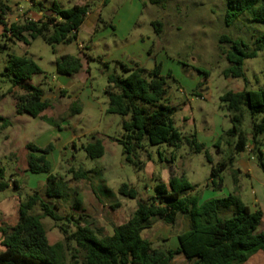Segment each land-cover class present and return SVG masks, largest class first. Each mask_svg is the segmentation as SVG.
Returning a JSON list of instances; mask_svg holds the SVG:
<instances>
[{
	"label": "rangeland",
	"instance_id": "obj_1",
	"mask_svg": "<svg viewBox=\"0 0 264 264\" xmlns=\"http://www.w3.org/2000/svg\"><path fill=\"white\" fill-rule=\"evenodd\" d=\"M6 1L10 7L8 14L11 17L15 12L19 15L18 10L21 7L24 12L38 14L41 11L46 12L54 4L63 9L90 4L92 10H100L102 22L98 24L95 34L89 32L86 25L81 28L79 34V42L85 44L86 52L92 58L89 62L88 89L92 95L90 99L99 105L97 109L87 108L80 114L68 113L67 116L55 117L56 126L39 117L18 114L15 97L24 92L20 88H13L12 82L0 75V183L6 182L10 185L9 189L0 190V202L3 203L0 205V225L11 226L17 221L19 202L24 201L35 191L43 193L45 190L43 182L50 173L68 182L70 189L63 193L62 198L56 199L59 206L57 212L65 220L59 223L51 219L43 221L51 243L64 239L60 229L64 224L70 232L75 231L77 220L81 225H88L102 235L109 234L116 218L124 213L134 212L140 200H146L154 195L157 184L168 181L171 169L172 173L178 170L180 174H185L194 187L190 194L198 197L200 203L237 193L252 211L261 210L264 204V171L257 160L247 155L249 152L236 157L234 169L242 171L238 175L237 184L240 186L238 190L231 168L222 174V182L216 180L219 188L215 189L212 184L213 167H217L230 155V150L225 144L219 148L214 146L209 148L210 158H207L205 153H195L186 143L179 148L166 144L149 145L142 153L141 161L145 166L151 162L152 166L148 168L144 166L139 170L127 163L123 147L115 141L120 140L123 135V117L106 113L108 99L105 89L108 84V73L103 62L109 64V73L123 76V70L117 62L127 60L130 54L127 48L140 45L137 43L140 37L150 38L155 44V64L156 57L159 56L161 60H165V74L170 72L172 75L167 81L169 94L184 102L185 95L179 93V90L183 89L190 100L187 102L188 108L180 109L173 114L176 129L184 136L198 132L211 137L217 129H223L225 132L232 126L230 113L220 100L224 93L264 90V49L256 58L245 61L244 77H225L224 72L231 65L223 55L229 46L221 44V38L227 36L240 39L252 50L258 34L264 32V24L251 22L247 17H242L234 26H226L227 0H158L155 5L146 0L139 20L134 22L133 32L124 41L122 38L126 33L128 19L132 15L131 0H2L4 4ZM10 21L16 22L13 17ZM153 22L163 24L161 33L157 32ZM27 39L29 43L10 41L7 49L0 48V73L4 72L10 56H28L42 70V73L34 76L30 83L48 92L49 95L50 90L57 91L61 86V75L57 72L55 64L56 58L65 53L78 55L80 52L78 41L53 48L41 37L35 40L29 37ZM6 41L4 31L1 30L0 47ZM206 73L209 74L208 79L205 78ZM196 80H200V83L195 84ZM68 93L71 98L76 95L72 88L68 89ZM50 101L55 100L51 98ZM140 105L145 106L142 102ZM174 108L178 110L177 107ZM183 118L188 120L184 127L181 125ZM244 130L251 133L249 114L244 121ZM8 132L14 136V144L9 143L10 146L4 138ZM41 134L44 137L39 139ZM97 134L108 135V138L103 140L105 155L100 159H90L80 145L92 142ZM72 137L79 146L77 150L72 142L65 145ZM28 142L31 147L37 149V152L28 148L29 145L24 149ZM43 144L47 145L43 147ZM49 146L52 149L43 153ZM251 148L252 144L248 151ZM30 154L37 158L45 155L51 165L50 172L29 171ZM242 157L246 161V166L241 163ZM26 166L28 173L22 174ZM72 167L76 171L83 168L87 172L88 180L85 182L73 180V173L69 171ZM245 170L249 171L250 176L245 174ZM14 180L18 181V187L14 186ZM90 183L93 184L92 190L102 203L119 201L122 202L121 207L112 208L110 203L111 207L102 209L101 203L95 199H90V206L87 205V194H91ZM123 184L133 186L138 191V198L133 200L122 196L119 189ZM12 196L14 197L11 198ZM7 202L10 209L4 211L3 206ZM77 202L79 204L85 202L88 212H82L78 206L76 207ZM34 212L41 210L36 207ZM221 215L229 218L231 213L227 210L221 212ZM69 218L71 221L66 220ZM150 222H153L151 226L154 229L150 232H148L150 228L145 230L142 236L153 239L154 248L166 249L173 248L174 238L178 232L184 230L187 218L180 215L177 223L172 226L158 219H152ZM0 249H4L1 243ZM172 264L188 263L182 258H177Z\"/></svg>",
	"mask_w": 264,
	"mask_h": 264
},
{
	"label": "trees",
	"instance_id": "obj_2",
	"mask_svg": "<svg viewBox=\"0 0 264 264\" xmlns=\"http://www.w3.org/2000/svg\"><path fill=\"white\" fill-rule=\"evenodd\" d=\"M140 1L146 5V0ZM150 2L155 5L158 0ZM227 3L226 26H234L242 17L264 24V0H227ZM50 10L51 15L38 21L25 19L13 22L5 18L10 8L0 0V24L4 26V36L7 39L0 48L7 49L10 41L29 43L27 37L32 40L41 37L53 48L60 44L69 45L77 40L79 29L91 6L84 4L63 9L54 4ZM152 24L156 26L158 33L162 32V23ZM221 44L229 46L223 55L231 65L225 70L224 76L241 78L244 77L245 61L256 58L263 51L264 32L258 34L252 50L246 42L227 36L221 38ZM149 56L153 57L152 49ZM55 64L57 72L63 76L76 75L83 69L81 58L75 55L59 56ZM117 64L121 66L123 76L109 73V64L103 62L108 73L105 89L108 99L106 113L123 117V135L118 142L123 147L126 162L141 170L145 166L141 155L147 146L162 144L179 148L186 143L195 153H205L210 158L209 148L195 134L184 136L175 127V108L165 104L168 95L167 81L172 77L171 73L163 75L160 64H155L151 71L145 67L129 68L124 64ZM41 73L38 64L28 56H10L4 72L0 73L12 82L13 88H20L24 92L15 97L18 114L38 118L51 107L44 101L45 91L30 83L34 76ZM205 76L208 78L209 74L206 73ZM220 100L230 113L232 126L214 145L219 148L225 144L230 150V155L212 169V184L215 189L219 188L216 180L222 182V174L229 168L233 170L236 184L238 183L240 170L234 169L236 157L247 152L259 162L264 171V90L228 91ZM140 102L145 106H141ZM81 112L80 103L75 101L70 107V115ZM247 114L251 118L250 134L244 130ZM49 122L57 125L54 120ZM250 143L252 148L248 151ZM28 148L37 152L35 147L29 145ZM81 148L90 159H100L105 155L103 141L98 138ZM51 149L49 146L43 153ZM28 165L29 171L33 173H49L51 170L45 155L37 158L30 154ZM69 171L73 173L75 181L88 180L83 168L76 171L72 167ZM14 186L18 187L16 180ZM8 188V183H0V190ZM236 188L238 190L240 186L237 184ZM193 189L185 174L173 177L169 184H157L154 195L140 200L129 220L123 225L114 226L112 234L102 235L88 225H81L77 220L75 231L70 232L64 224L60 227L64 239L51 243L43 221L51 219L59 223L65 218L57 212V205H51L44 198L60 199L70 189L68 182L50 173L43 193L35 191L20 202L18 223L15 226L3 224L0 227V243L4 248L0 249V264H172L178 255H184L189 264H245L257 253L264 252V232L257 234L264 216L262 210L252 211L237 193L200 203L198 197L190 194ZM119 192L129 199L138 198V191L128 184H123ZM36 207L41 212L35 213ZM116 207L119 204L112 206ZM227 210L231 216L224 218L221 212ZM180 215L187 218L190 227L178 235V248H154L152 242L142 236L145 230L151 228L152 219L172 226L177 223ZM66 220L71 221L70 218Z\"/></svg>",
	"mask_w": 264,
	"mask_h": 264
},
{
	"label": "crops",
	"instance_id": "obj_3",
	"mask_svg": "<svg viewBox=\"0 0 264 264\" xmlns=\"http://www.w3.org/2000/svg\"><path fill=\"white\" fill-rule=\"evenodd\" d=\"M105 1H107V0H105ZM5 3L9 7V5L7 4V1ZM131 3H132V7H131L132 15L128 19V24H127V27H126V33H125V35L122 38V40H124V41L127 40L129 38L130 34L133 32L134 22L139 20V17L142 14V11H141L142 10V6H144L143 3L140 0H131ZM50 9H48L46 12H42L41 11L38 14H36L34 12H31V11H27V12H22V13L18 12L19 15H16L15 14L16 12H15L12 17L15 18V21H20L19 18H22L23 20H25L27 18H30L33 21H38V20L42 19L45 16L51 15L52 12H51ZM11 10L13 11V9H11ZM12 17L9 14H7L5 16V18L7 20H11ZM100 20H102L101 15H100V10L95 11V10L91 9L90 12L88 13L83 25L81 26V28L86 25L88 30H89V32H92V33L95 34L97 32V28H98V24L100 23ZM81 28L79 29L78 38H77L78 47L80 49V52L76 56H79L81 58L82 63H83V69H82V71L80 73H78L76 75H73V76H63V75H61V78H60L61 86H60V88L57 91L50 90L49 91V95H47L48 92L45 91L44 101H47L51 105V107L40 114L39 118H41L42 120H45V121L49 122L50 120H54L55 117H61L63 115L67 116L69 111H70L71 105L75 101H78L79 103H81V101H82V104H81L82 107H83L82 110H85L87 108H96L97 109L99 107V105L95 104L90 99L92 97V95H91V93H90V91L88 89L89 88V81H90L89 62H90V60L92 58L86 52L87 48H86L85 44L79 42V34H80ZM1 30L4 31V26L2 24H0V31ZM137 41H138L137 43H140V45H138L136 47L132 46V47L127 48L128 51L130 52L129 56L127 57V60L125 62L124 61L123 62L118 61L117 63L124 64L127 67H129V68H135L136 66L145 67L150 59H154L155 60V44L150 40V38L140 37V39H138ZM151 49L153 50V57L149 56V51ZM63 55H75V54H73V53H65V54H62L61 56H63ZM156 63L162 65V74L163 75H167V74H165L166 73L165 66H164L165 65V60H161L159 58V56H157L156 57ZM206 79H208V78H206ZM194 83L195 84L196 83H200V80H196V81H194ZM69 88H72L74 93H76V95L73 98H71V96L68 93V89ZM179 93L185 95L184 102L179 101L178 99L173 97L171 94H169V92H168V95H167L166 100H165V104L166 105H169L170 107H177L178 110H175L177 112L180 109H184L186 107L188 108L189 104H187V102L190 101L188 96H187V94H186V92L183 89H180ZM51 98H53V100H55V101H53V102L50 101ZM71 100H72V102H70ZM49 111H51V112L48 113ZM182 123L183 124H181V125H183V127H184V124L188 123L187 118H183ZM209 130H210V128H209ZM223 133H224L223 129H220V130L217 129L215 131V133L212 134L211 137H208V136H206V135H204L202 133L198 134V132L195 133V135L197 136L198 140L201 143H204V144H206V146L208 148H211V147H213L215 145V143L219 140V138L223 135ZM42 136L43 135L41 134V137L39 136L40 137L39 139L44 137V136L43 137ZM4 138L6 139V141L8 143V146H10L11 144H14V136L13 135L11 136V134L9 132L5 135ZM95 138L101 139L103 141L106 138H108V135L107 134H102V135L97 134V135H95ZM24 139H26V138L24 137ZM115 141L118 143V140H115ZM71 142L73 143L75 150H77L79 146L77 145V143H75V138H73V137L71 138L70 141L65 142V145L66 144H70ZM9 143H11V144H9ZM103 144H104V142H103ZM28 145H30V142H28L26 144L24 149H26V147ZM46 145L47 144H43V147L46 146ZM83 145H85V144L82 143L80 146L82 147ZM242 158L243 159H242L241 163H242L243 166H246L247 165L246 161L244 160V157H242ZM152 165L153 164L151 162H149L148 164H146L145 168H148L149 166H152ZM170 172L171 173H170V176H168L169 177L168 181L164 182L166 184H169L170 180L173 177H179V176L183 175V173L180 174V172L178 170H176L175 172L172 173V169H171ZM21 173L22 174L23 173H28V166H26L22 170ZM245 174H248L250 176V173H249L248 170H245ZM152 176H153V174H152ZM85 181H87V180H83L81 182H85ZM46 183H47V179H46V181L43 182V185L46 186ZM92 186H93V184L90 185L91 194L90 193L87 194V192H86V194L88 196L87 197V202H88L87 205L90 204L89 203L90 199H95V200H97L98 202L101 203L102 209H104V207L105 208L111 207V206H113V204L114 205L119 204V206L121 207L122 202H119V201H111V202L102 203L101 200L97 197L96 193L92 190ZM9 188H10V185H9ZM13 197L14 196H12L11 198H13ZM44 199H45V201L49 202L51 205H57L58 206V201L56 199L55 200L54 199H48V198H44ZM20 202H19V204H20ZM110 203H111V206H110ZM1 204H3V203L0 202V205ZM19 204H18V207H19ZM3 207H4L3 208L4 211H8L10 209L9 208V202H7ZM18 207H17V213H18ZM78 207H79V209H81L82 212H88V206L85 205V202H81V204H79ZM261 207H262L261 210H262L263 215H264V204ZM121 209L123 210V208H121ZM132 214H133V212L132 213H128V214L124 213V214L120 215L119 218H116L114 220L113 227L114 226H120V225H123L124 223H126L129 220V218L131 217ZM18 221H19V215H18L17 221L11 226H15L18 223ZM263 223H264V216H263V220L261 222V225L259 226V228L257 230V234H260V233L264 232V228L262 229ZM2 225L3 224H1L0 227ZM189 227H190L189 221L187 220V222L185 224V228H184V230L182 232H185V231L189 230ZM152 229H154L153 226H151V228L148 230V232L152 231ZM112 231H113V228H112L111 232L109 234H107V235L112 234ZM182 232H178L177 236L174 238V243H173L174 246H173L172 249H176V248L179 247L178 235L180 233H182ZM1 239H2V234H1ZM145 239L151 241L153 246H155L153 239H151V238H149L147 236H146ZM175 241H176V244H175ZM177 258H182L184 261L187 262V259H186V257L184 255H178L175 258V260H177ZM245 264H264V252L257 253L256 255H254Z\"/></svg>",
	"mask_w": 264,
	"mask_h": 264
},
{
	"label": "water",
	"instance_id": "obj_4",
	"mask_svg": "<svg viewBox=\"0 0 264 264\" xmlns=\"http://www.w3.org/2000/svg\"><path fill=\"white\" fill-rule=\"evenodd\" d=\"M155 68V60L154 59H150L147 63V65L145 66V69L151 71ZM248 156H250L249 153H247Z\"/></svg>",
	"mask_w": 264,
	"mask_h": 264
},
{
	"label": "built area",
	"instance_id": "obj_5",
	"mask_svg": "<svg viewBox=\"0 0 264 264\" xmlns=\"http://www.w3.org/2000/svg\"><path fill=\"white\" fill-rule=\"evenodd\" d=\"M19 12H21V13L24 12L22 7L19 9ZM27 20H29V21H33V20L30 19V18H27Z\"/></svg>",
	"mask_w": 264,
	"mask_h": 264
}]
</instances>
